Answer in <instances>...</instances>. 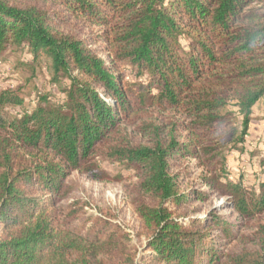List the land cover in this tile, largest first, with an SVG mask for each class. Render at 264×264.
<instances>
[{"label": "trees", "instance_id": "16d2710c", "mask_svg": "<svg viewBox=\"0 0 264 264\" xmlns=\"http://www.w3.org/2000/svg\"><path fill=\"white\" fill-rule=\"evenodd\" d=\"M12 53L62 96L29 108L0 86V264H264V179L196 188L181 165L218 157L228 106L243 143L264 104V0H0V62ZM102 163L134 171L135 244L107 210L68 203L71 175L111 181ZM212 196L239 229L197 217Z\"/></svg>", "mask_w": 264, "mask_h": 264}, {"label": "rangeland", "instance_id": "374dc122", "mask_svg": "<svg viewBox=\"0 0 264 264\" xmlns=\"http://www.w3.org/2000/svg\"><path fill=\"white\" fill-rule=\"evenodd\" d=\"M182 43L184 46L186 45L185 42ZM6 58V61L0 62V86L2 88H20L25 107L34 108L39 102V97L47 94L50 95L52 102L62 96L59 85L52 81L51 72L45 64L35 67L33 72L30 57L26 53H12ZM19 62L24 64L27 62V64L17 68ZM128 70L130 69L127 68L123 71V78L130 82L131 76H129ZM253 118L254 121L249 127V133L244 142L238 143L235 140L240 133L241 119L233 106H228L225 115L226 131L220 140L221 149H219L218 157L201 168L198 167L197 160L181 162L182 166H187L189 186L197 188L199 179L208 173L233 181L242 178L246 187H251L264 179V167L261 166V162L264 160L263 102H259L254 107ZM100 168L110 176L111 181L97 182L86 176L71 175L68 182L75 191L68 203L80 200L81 204H84L82 211L87 216H95L98 215L99 210H107L114 215L115 223L130 234L132 242L135 244L134 234L139 223L128 205V190L136 181L134 171L121 169L117 165L109 163H102ZM117 176H121L123 182L116 180ZM225 202L226 200L223 198L212 196L208 202L197 205L196 209L200 210L197 217H203L206 212L214 209L228 218V221L234 226L233 229H239V224L242 221L230 209L224 207ZM260 221L264 222V220Z\"/></svg>", "mask_w": 264, "mask_h": 264}]
</instances>
